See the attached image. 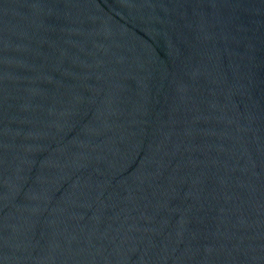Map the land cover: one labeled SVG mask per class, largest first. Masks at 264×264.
<instances>
[{"label":"water","instance_id":"water-1","mask_svg":"<svg viewBox=\"0 0 264 264\" xmlns=\"http://www.w3.org/2000/svg\"><path fill=\"white\" fill-rule=\"evenodd\" d=\"M0 264H264V0H0Z\"/></svg>","mask_w":264,"mask_h":264}]
</instances>
